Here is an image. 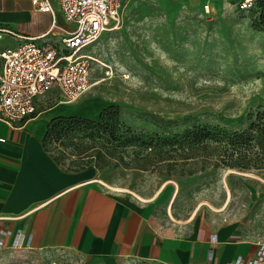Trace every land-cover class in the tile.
Listing matches in <instances>:
<instances>
[{"label":"rangeland","instance_id":"1","mask_svg":"<svg viewBox=\"0 0 264 264\" xmlns=\"http://www.w3.org/2000/svg\"><path fill=\"white\" fill-rule=\"evenodd\" d=\"M83 51L90 87L73 103L87 105L49 143L57 163L93 166L165 221L195 216L263 239L264 168L231 166L228 153L239 154L242 116L264 106V0H126L120 22ZM0 264L92 263L70 250L3 248Z\"/></svg>","mask_w":264,"mask_h":264},{"label":"crops","instance_id":"2","mask_svg":"<svg viewBox=\"0 0 264 264\" xmlns=\"http://www.w3.org/2000/svg\"><path fill=\"white\" fill-rule=\"evenodd\" d=\"M51 2L53 11H41L32 0H0V52L28 37L43 46L63 45L75 24L57 0ZM85 105L42 100L20 127L0 121V227L21 229L29 242L13 248L8 237L5 248L70 250L92 264H228L256 255L259 240L231 237L232 226L212 228L195 216L165 221L151 200L105 183L93 166L57 163L43 144L48 123L80 114Z\"/></svg>","mask_w":264,"mask_h":264},{"label":"built area","instance_id":"3","mask_svg":"<svg viewBox=\"0 0 264 264\" xmlns=\"http://www.w3.org/2000/svg\"><path fill=\"white\" fill-rule=\"evenodd\" d=\"M38 10L53 11L51 0H32ZM74 29L62 39L63 45L43 46L28 37L0 52V121L12 127L38 113V104L50 92L60 94L64 102H74L90 87L93 56L83 51L120 22L126 0H57ZM208 6V5H207ZM2 31L12 32L9 29ZM28 246L21 229L15 232L0 227V250ZM216 241V234L211 235ZM213 258V252L208 253ZM228 264H264V238L257 241L256 255L239 256Z\"/></svg>","mask_w":264,"mask_h":264},{"label":"trees","instance_id":"4","mask_svg":"<svg viewBox=\"0 0 264 264\" xmlns=\"http://www.w3.org/2000/svg\"><path fill=\"white\" fill-rule=\"evenodd\" d=\"M242 119L245 127L234 133V140L238 142L236 150L239 149V154L233 158L235 153H228L230 157L228 164L264 168V106L242 116ZM74 120H82L81 115L59 116L51 119L43 139L44 147L48 150L50 142L61 138L63 126Z\"/></svg>","mask_w":264,"mask_h":264}]
</instances>
